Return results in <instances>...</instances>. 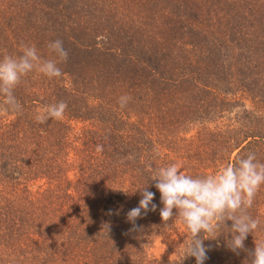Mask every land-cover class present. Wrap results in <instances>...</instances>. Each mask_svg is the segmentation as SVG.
I'll return each mask as SVG.
<instances>
[{
  "label": "trees",
  "instance_id": "trees-1",
  "mask_svg": "<svg viewBox=\"0 0 264 264\" xmlns=\"http://www.w3.org/2000/svg\"><path fill=\"white\" fill-rule=\"evenodd\" d=\"M57 39L63 75L22 77L21 110L0 113V264H196L151 178L171 163L214 175L250 151L264 163V0H0V59L22 44L54 58ZM59 101L62 119L35 120ZM144 187L157 210L132 231ZM249 213L261 221L245 241L254 250L264 185ZM231 224L204 241L205 264L250 259L227 248Z\"/></svg>",
  "mask_w": 264,
  "mask_h": 264
},
{
  "label": "clouds",
  "instance_id": "clouds-1",
  "mask_svg": "<svg viewBox=\"0 0 264 264\" xmlns=\"http://www.w3.org/2000/svg\"><path fill=\"white\" fill-rule=\"evenodd\" d=\"M47 47L54 58H42L35 45L22 44L21 55H5L0 59V97H3L0 113L21 110L14 89L22 77L33 71L49 79L63 75L59 63L66 62L69 57L63 41H50ZM130 100L129 95L121 96L120 107H126ZM67 107L64 101L47 105L37 112L35 120L41 124L50 119L60 120ZM96 151L102 152L103 145L98 144ZM151 179L160 193L162 207L159 214L164 224L173 219L179 220L190 233L183 242L186 257H195L196 264H205L210 247H206L204 241L216 239L221 223L231 221V239L226 241L227 248L237 255L240 251L247 252L250 259L246 258L243 264H264V241H255L254 250L245 248L249 234L253 235L261 227L260 219L249 213L258 191L264 185V163L257 159L254 152L238 158L235 164H227L214 175L194 178L184 174L177 163H171L155 169ZM139 191L141 199L138 206L127 212L132 231L139 227L136 221L142 215L157 210V204L153 203L156 194L148 187Z\"/></svg>",
  "mask_w": 264,
  "mask_h": 264
},
{
  "label": "rangeland",
  "instance_id": "rangeland-1",
  "mask_svg": "<svg viewBox=\"0 0 264 264\" xmlns=\"http://www.w3.org/2000/svg\"><path fill=\"white\" fill-rule=\"evenodd\" d=\"M171 243V240L160 241L153 249L154 254L157 256H163L166 253V247Z\"/></svg>",
  "mask_w": 264,
  "mask_h": 264
}]
</instances>
